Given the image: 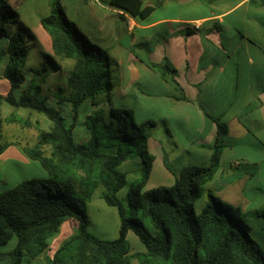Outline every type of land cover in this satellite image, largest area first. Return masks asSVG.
Returning a JSON list of instances; mask_svg holds the SVG:
<instances>
[{"label":"trees","instance_id":"1","mask_svg":"<svg viewBox=\"0 0 264 264\" xmlns=\"http://www.w3.org/2000/svg\"><path fill=\"white\" fill-rule=\"evenodd\" d=\"M145 1L110 0V4L132 17L146 19L153 8ZM19 18L8 0H0V43L8 58L2 78L10 84L7 94H0V155L14 144L4 140V120L29 124L14 115L3 118L2 106L35 111L46 117L51 127L40 131L38 141L22 150L48 176L22 181L0 193V264H22L25 256L35 259L42 255L48 240L69 218L79 221L78 229L46 259L47 264H264V249L251 237L245 220L251 214L212 194L200 213L194 209L201 187L213 178L227 147V124L216 119L218 131L207 165L183 167L172 187L143 191L154 161L148 141L155 123L138 124L134 111L127 107H111L112 120L107 122L97 108V96L114 89L108 52L69 20L60 0H52L50 15L41 19L40 29L32 33L34 37L42 35L52 55L47 54L42 68L28 70L33 75L28 81L25 37L21 32L10 34L6 28ZM57 59L74 61L66 86H59L56 94L64 95L70 105L71 126L61 110L47 103L43 85L36 80L45 82L49 62L60 70ZM87 101L96 108L85 119L89 139L79 144L73 127ZM133 156L142 161L141 175L124 202L119 192L127 184V175L119 168ZM99 186L104 188L105 203L119 212V237L115 240L101 239L89 231L87 206ZM130 231L145 252L132 250ZM12 240L16 241L13 249L2 250Z\"/></svg>","mask_w":264,"mask_h":264},{"label":"crops","instance_id":"2","mask_svg":"<svg viewBox=\"0 0 264 264\" xmlns=\"http://www.w3.org/2000/svg\"><path fill=\"white\" fill-rule=\"evenodd\" d=\"M104 1L117 11L119 20L113 23L102 8L84 3L90 7V19L104 32L102 40L112 55L106 51L117 67L118 85L112 91L117 90L123 107L134 111L138 124L155 123L148 141L154 161L143 191L172 187L183 167L207 165L218 131L216 119L220 120L228 127L227 147L213 178L203 185L202 210L212 194L251 214L248 225L253 232L264 210V0H158L177 8L169 16H154L157 5L146 0L145 5L153 8L146 19ZM124 35L131 36L127 45ZM135 47L140 50L136 55ZM114 97L110 106L118 107ZM136 110L156 114L152 119L143 113L138 120ZM22 148L12 144L0 155V174L9 161L28 159ZM137 164L141 175L142 163ZM91 205L89 231L101 239H117V208L100 203V213L92 217ZM78 226L76 218L67 219L59 232L66 228L70 236L54 249L51 237L48 249L35 259L27 257L28 264H47ZM129 237L139 252L146 251L134 232Z\"/></svg>","mask_w":264,"mask_h":264},{"label":"rangeland","instance_id":"3","mask_svg":"<svg viewBox=\"0 0 264 264\" xmlns=\"http://www.w3.org/2000/svg\"><path fill=\"white\" fill-rule=\"evenodd\" d=\"M89 5H94L97 7L102 8V10L107 13V15H112V20L114 23V20H119V15L117 11H114V9L109 6L108 1L104 0H85ZM10 6L16 10L20 18L16 22H11L7 24L6 28L10 34H14L16 32H21L26 40L27 47L29 49V54L26 59L25 64V74L28 81H31L33 79V75L28 73L29 69H40L44 66V64L47 62V54L52 55V53H49L47 41L42 37V35L39 33L38 36H33L38 29H40V23L41 19L47 17L51 13V5L52 0H8ZM62 3V6L64 8V11L69 18V20L73 23H75L81 31L84 32V34L89 38V40L100 46L102 49H105L109 52L110 55H112L111 50H108L107 44H105V40H102L104 32L100 31V26L95 20L90 19L89 11L90 7L89 5L84 3V0H60ZM153 2L156 3V10L154 16L162 15L163 13H166V15H175V13L178 11L173 4H169L167 2H163L159 4L158 0H153ZM191 10H189L190 12ZM188 12V13H189ZM161 28H165L164 26H161ZM115 32V30H114ZM116 34V32H115ZM123 44L127 45L130 40L131 36H122ZM140 51L138 47H135L133 50V53L136 55L137 52ZM58 60V59H57ZM8 61L7 54L4 51V47L2 43H0V94H7L9 91L10 84L5 81V79L2 78V74L4 71V68L6 66V63ZM111 62H113L112 65V76H113V83L114 87L116 88L117 79L114 77L117 73V67L113 59L111 58ZM58 63L61 65L60 70H55V66L52 63H47L48 65V77L45 79V82H42L41 79L36 77V80L38 83H41L43 85V97L46 98L47 103L51 105L52 107H55L56 109L61 110L63 116L66 119V123L68 126H71L74 122L72 112L70 109L69 103L65 100L64 95H60L58 97L57 94V88L59 86H66L68 76H69V70L72 69L74 66V61L72 60H66V61H60L58 60ZM160 90L164 89V85L160 84ZM116 91H112L110 93L103 92L99 94L96 98L97 102L99 103L98 109H100L103 112V116L107 122H111L112 116L110 113V98L111 96H115L114 100L115 103H117L118 107H123L121 100L116 95ZM124 103V102H123ZM96 107L92 106L90 101H87L84 106L81 109L80 115L78 119L75 121V126L73 127V134L74 138L77 143L84 144L89 139V133L85 126V119L87 113L91 109H95ZM2 110V117L3 118H9L12 115L23 119L29 124L27 126L20 124V123H8L4 120L3 122V128H4V140L7 142H12L17 146L20 147H26V146H32L38 141L39 132L40 131H48L51 127V122L44 116L38 114L35 111H31L29 109H15L11 107L8 104L3 105L1 108ZM137 109V106H136ZM137 113V119L140 120L139 117H143L144 114H147L148 117H155V112L152 110H149L147 112H140L139 110H136ZM144 113V114H143ZM50 149L47 148V152L49 153ZM142 163L139 156H133L128 160L126 164H123L120 166L119 170L123 173H126L127 175V184L126 186L119 192V197L122 201H126L127 195L129 194L131 187L139 180L140 174L137 171L138 164ZM9 166H6V169L3 173L0 174V180L1 182V193L5 192L14 186L18 185L22 181H25L27 179L31 178H44L47 176V172L40 164L37 162H34L30 159L27 160H17V162L9 161ZM244 166V165H243ZM242 166V167H243ZM242 171L246 170L241 169ZM264 181V178H263ZM203 190V186L201 187V191ZM104 188L102 186H99L91 199L90 202H92L90 211L92 214V217L94 214L98 215L100 212L97 210L100 203L105 202L102 198ZM205 194L202 191V197L199 199V201L195 204L194 209L196 213H200L202 211V202ZM264 197V194H262ZM89 202V203H90ZM88 203V205H89ZM205 208V207H204ZM262 216H264V210L260 212ZM262 216L259 218H256V222L258 223L257 228L252 232L250 231V235L252 238H254L260 246L264 249V219ZM250 219V216L247 217L245 220L250 223L248 220ZM70 236V233L66 231L65 229H62L58 235H55L50 239V248L54 249L56 247V243H61L65 239H67ZM128 241L132 247L133 251H138L139 247L136 245L132 237L128 238ZM16 241L12 240L9 244H7L5 247L2 248L4 251L12 250L15 246ZM23 264H28L27 262V256L24 257Z\"/></svg>","mask_w":264,"mask_h":264}]
</instances>
